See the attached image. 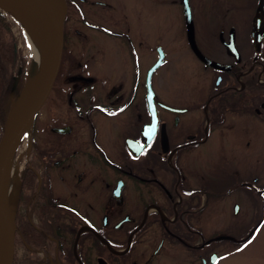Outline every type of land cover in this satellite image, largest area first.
I'll list each match as a JSON object with an SVG mask.
<instances>
[{"label":"flooded vegetation","instance_id":"flooded-vegetation-1","mask_svg":"<svg viewBox=\"0 0 264 264\" xmlns=\"http://www.w3.org/2000/svg\"><path fill=\"white\" fill-rule=\"evenodd\" d=\"M260 3L61 0V60L20 173L13 264H216L224 242L243 246L228 235L206 239V218L217 220L222 193L264 188L250 172L206 177L199 164L228 109L255 102L264 114ZM174 11L183 38L158 42V14L170 22ZM254 26L263 30L259 51ZM158 59L153 114L147 76ZM166 65L189 71V94L157 95L154 76Z\"/></svg>","mask_w":264,"mask_h":264},{"label":"rangeland","instance_id":"rangeland-1","mask_svg":"<svg viewBox=\"0 0 264 264\" xmlns=\"http://www.w3.org/2000/svg\"><path fill=\"white\" fill-rule=\"evenodd\" d=\"M157 17L162 19V21L157 19L156 24L158 42L162 40L163 43L169 44L172 40L183 38L184 26L175 11L170 22L159 14ZM7 18L11 23L12 35L16 44L13 62L18 64L15 68L13 66V75L18 80L23 79L22 93L28 79L33 53L30 52L23 25L14 16L8 15ZM24 63L25 68L22 70ZM170 67L166 65L156 72L153 88L161 98L174 101L191 92V87L184 79V77L189 79L190 76L189 71L182 72L180 68L172 70ZM19 93L16 89L13 97L15 98ZM256 105L254 102L243 113L230 109L226 111L225 118L221 120L220 128L217 130L219 137L217 134H212L209 138L213 142L209 149H205L202 162L199 164L201 174L206 177L231 176L237 178L238 181L241 177H249L250 172L251 178L257 179L253 184L259 189L264 188V114H255ZM39 113L44 114L43 111ZM39 135L40 126L35 120L32 126L34 142L38 141ZM32 152L30 133L26 132L9 159L14 183L18 182L21 170L27 163L29 164ZM263 190L262 194L253 190L252 197H250L241 192L239 188H233L222 193L219 199L214 200L217 202V214L219 215L213 222L211 218H206V239L228 235L245 241L242 242L244 243L242 247L238 245L234 247L231 243L224 242L219 250V254L222 253L223 257L216 264H264V216L261 215L262 204L264 206ZM234 203L239 205L236 215L233 214Z\"/></svg>","mask_w":264,"mask_h":264},{"label":"water","instance_id":"water-1","mask_svg":"<svg viewBox=\"0 0 264 264\" xmlns=\"http://www.w3.org/2000/svg\"><path fill=\"white\" fill-rule=\"evenodd\" d=\"M20 0H0V10L14 16L18 21L20 19L28 18L18 9L16 2ZM34 1L41 11L48 17L55 35L54 45L45 47V62L43 71L38 82V85L30 97V99L23 103L22 93L16 95L14 94L18 85V78H14L13 84L10 89L11 105L7 114L5 126L3 133L0 138V221L3 219L6 224V235L4 237L3 243V254L1 264H13L14 259V244H15V233H16V223L15 216L18 203L19 195V181L14 183V188L12 191V196L9 201V206L6 208L4 200V181L6 172V163L9 155L11 146L13 145L16 136L29 124L33 122L35 115L43 106L46 101L48 94L52 88L56 74L59 69L61 53H62V42H63V13L56 19L53 12L50 10L48 5H46L44 0H32ZM264 4V0H261L260 7L257 11V17L261 12V6ZM256 20V19H255ZM191 30V27H190ZM254 45L255 49L259 51V45L261 40L262 29H258L254 26ZM161 59V57H160ZM151 67L147 76L148 82V104L149 110L153 114H157V110L154 104L155 94L150 87V76L152 72L161 64V60ZM24 90V89H23ZM168 109L178 111L176 109L170 108L163 105ZM157 120V119H156ZM156 123V122H155ZM11 157V156H10ZM10 159V158H9ZM264 191V190H263ZM234 213L237 214L239 210L238 204L233 206ZM212 262L216 261L214 255H212Z\"/></svg>","mask_w":264,"mask_h":264},{"label":"bare ground","instance_id":"bare-ground-1","mask_svg":"<svg viewBox=\"0 0 264 264\" xmlns=\"http://www.w3.org/2000/svg\"><path fill=\"white\" fill-rule=\"evenodd\" d=\"M10 1V0H9ZM46 5L53 12L54 17L58 19L62 13L61 0H44ZM18 9L28 18L20 19L19 22L23 25V31L28 41L30 52L33 53V58L30 63L28 79L25 88L22 92V101L26 103L34 93L40 80L44 62H45V47L53 46L55 33L48 17L41 11L38 5L32 0H20L16 2ZM32 123H29L14 139L13 145L10 148L5 172L4 181V200L6 208L9 206V201L14 188V176L12 167L9 165V158L13 154L16 146L21 141L23 135L30 133ZM6 235V224L2 219L0 221V264L3 254V243Z\"/></svg>","mask_w":264,"mask_h":264},{"label":"trees","instance_id":"trees-1","mask_svg":"<svg viewBox=\"0 0 264 264\" xmlns=\"http://www.w3.org/2000/svg\"><path fill=\"white\" fill-rule=\"evenodd\" d=\"M8 15L9 14H7L6 12L0 10V138L3 133L7 114L11 105L10 89L14 81V37L12 35L11 23L8 21L7 18ZM24 68L25 63L22 64V70ZM23 84V79L20 78L17 85V92L22 91ZM254 86L255 84H253V87ZM27 180H29L28 184L31 187H34V178L31 172H29ZM261 215L262 217L264 216L263 204L261 209ZM17 225L20 232H22L21 217L18 219Z\"/></svg>","mask_w":264,"mask_h":264},{"label":"snow or ice","instance_id":"snow-or-ice-1","mask_svg":"<svg viewBox=\"0 0 264 264\" xmlns=\"http://www.w3.org/2000/svg\"><path fill=\"white\" fill-rule=\"evenodd\" d=\"M249 243H251V241H249Z\"/></svg>","mask_w":264,"mask_h":264},{"label":"built area","instance_id":"built-area-1","mask_svg":"<svg viewBox=\"0 0 264 264\" xmlns=\"http://www.w3.org/2000/svg\"><path fill=\"white\" fill-rule=\"evenodd\" d=\"M15 46H16V44H15Z\"/></svg>","mask_w":264,"mask_h":264}]
</instances>
